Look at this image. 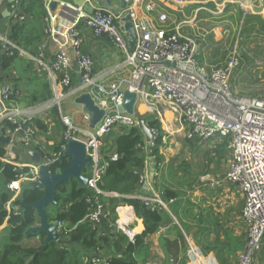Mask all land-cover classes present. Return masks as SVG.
Segmentation results:
<instances>
[{
	"label": "built area",
	"instance_id": "1",
	"mask_svg": "<svg viewBox=\"0 0 264 264\" xmlns=\"http://www.w3.org/2000/svg\"><path fill=\"white\" fill-rule=\"evenodd\" d=\"M6 1L0 0V9ZM31 1L42 4L46 11L42 23L49 41L39 44L29 53L10 37L0 36V54L14 56L18 52L39 72L43 71L49 79L54 99L34 113L5 107L13 91L4 87L0 91V124L7 121L17 125L15 131L23 133L26 141L32 142L35 134L33 123L37 117H42L54 107L59 109L65 128L64 142H82L86 146V156L93 161L88 187L94 193V198L89 199L92 209L86 220L95 228L107 217L105 198L114 195L99 187L107 166L105 162L101 165L104 160L103 148L109 143L108 138L120 131V127L139 126L138 114L146 116L156 112L161 118L156 104L162 103L188 125V140L209 142L218 137L228 138L232 159L225 180L238 187L245 196L243 218L248 224L249 237L237 264H253L264 249V98L241 97L233 92L231 80L240 67L237 53L233 51L226 64L209 71L196 56L194 39L184 36L182 32L185 25H190L188 18L174 25V22L169 23L166 13H159L157 21H154L147 14L140 15L134 7L129 9L127 12L136 34V45L131 51L120 17L100 8L89 9L91 0H86L82 6L66 0ZM24 3L25 0H13L14 8L9 17L14 23H27L31 19L23 12ZM52 3L57 4L54 12L50 9ZM154 9L148 6L146 11L150 14ZM83 27L92 32L96 39L106 37L125 56L124 62L104 73H95L92 57L81 52ZM51 44L55 46L54 52L50 51ZM165 61L176 66H163ZM124 69L130 71L129 78L121 77ZM73 76L78 81L73 82ZM126 90L136 93L138 97L134 116L119 112ZM83 94H88L101 110L108 111L94 129L90 128V118L86 113L84 121L87 125L78 126L69 112L61 111L67 100L75 101ZM149 129L152 138L151 141L146 140L143 149L147 153L156 146L160 136L159 129ZM62 149L65 152L66 145ZM58 159L59 155L53 154L45 156L40 164H29V175L10 183L8 189L20 193L22 181L35 182L41 167H50ZM118 159L116 153L111 156L112 161ZM135 198L140 199L146 207L166 208L165 202L158 196ZM10 209L11 203L8 204ZM117 214L118 230L134 243L135 236L128 227V212L119 207ZM54 224L59 232L65 229V224ZM92 260L98 261L96 258Z\"/></svg>",
	"mask_w": 264,
	"mask_h": 264
},
{
	"label": "crops",
	"instance_id": "2",
	"mask_svg": "<svg viewBox=\"0 0 264 264\" xmlns=\"http://www.w3.org/2000/svg\"><path fill=\"white\" fill-rule=\"evenodd\" d=\"M66 1L77 5L71 0ZM85 1L82 0L78 6L84 5ZM148 6L155 8L150 14L146 11ZM254 7H261L262 11L255 12L253 11ZM13 8V4L7 0L0 9V36L9 38L11 35L14 21L7 16L6 10L12 12ZM134 9L140 15H149L154 21H157L159 13H166L170 19L171 13L175 17L183 16V18L188 13L190 28L188 26L183 27V33L197 37L200 29L203 28L199 25H202L203 22H208L211 23L210 28L207 30L203 28V30L206 34L212 31L215 34V41L219 43L224 38L222 35L225 27H228L236 34L235 44H239V41L246 44L248 41L264 38V0H201L193 3L190 1L181 3L173 0H136ZM173 22L176 25L179 24L177 22H180V20L177 19V22L175 20ZM221 28H223L222 31ZM186 29H193V34L187 32ZM199 37L203 40L206 39L204 34H200ZM52 50L53 52L55 50L54 44H51L50 51ZM233 51L236 52V48ZM81 52L93 58L95 73L97 74L104 73L106 70L122 64L125 60V56L118 52L106 37L96 39L92 32L85 27H83ZM202 55L204 54L202 53ZM202 58H199V61ZM205 67L210 71L221 66ZM76 68L77 66H75V70ZM31 70L28 72L23 69L25 79L27 77L29 82H31L29 77L36 75L34 68ZM236 73L237 70L231 83H233ZM121 77L129 78L130 71L124 69ZM0 78H3L0 83V91L4 87H9L13 90L15 86L17 90H20V85L23 84L20 82L17 85L15 83L16 79L12 80L8 72L0 71ZM12 83H15L13 87ZM18 94L20 95V92ZM16 99L18 100V97ZM70 102L73 104V108L70 111L76 114L75 117L78 116L81 126H86L83 107L76 104L75 101L70 100ZM17 106V104L10 105L13 108ZM164 114L165 112L163 116ZM172 115L174 114L171 113V117H173ZM41 118L39 120L47 126L51 135L52 124H50V118L47 117V120H42ZM33 125L35 126V131H38L35 123ZM9 136L11 139L7 146L6 161L18 167L23 168L31 164L29 155L31 151L40 152L43 155V159L47 156L46 153L48 156L55 154L56 140H52L50 137L33 136L32 142H29L26 141L23 133L14 131ZM194 144L192 145L193 152L199 156L201 171L198 174L179 175L178 177L182 176V178L177 177V180L174 177L171 180V187L167 188L171 190V193L175 194V197L171 199L163 197L165 189L157 190V180L160 174L158 173L160 171L158 167L160 163H158L157 157L151 153H145L146 164L143 171L144 175L141 177L143 187L140 194L136 196H158L165 202L166 208L147 207L152 209L160 208L163 224L160 230L150 236L146 240L145 245L137 251L135 255L137 264H237L240 255L248 245V224L243 218L245 196L238 187L229 184L225 180L228 165L232 159L228 148L229 139L218 137L209 142L196 141ZM194 166L192 164L191 167ZM199 166L196 167L199 169ZM27 183V181L21 182L20 193L23 184ZM113 194L112 197L105 198L107 217L103 219L102 224L97 228L99 234L110 236L121 232L118 230L116 221L118 220L117 209L123 207L124 211L128 212L129 215V229L135 237L142 235L144 232L142 219L136 215L133 207L122 202L123 199H136L135 196ZM7 227V224L0 227V238ZM82 257L81 259L85 264H108L114 256L111 251L105 248L99 253L84 254ZM94 258L98 261L94 262L92 260ZM253 264H264V249L255 258Z\"/></svg>",
	"mask_w": 264,
	"mask_h": 264
},
{
	"label": "trees",
	"instance_id": "3",
	"mask_svg": "<svg viewBox=\"0 0 264 264\" xmlns=\"http://www.w3.org/2000/svg\"><path fill=\"white\" fill-rule=\"evenodd\" d=\"M23 12L30 16L27 23H14L10 40L18 46L31 52L45 38L42 18L46 15L44 7L37 2L25 0ZM35 53V52H33ZM16 54L7 56L0 54V71L7 72L16 63ZM32 65V64H31ZM32 67V66H31ZM29 66V69H32ZM25 72L22 70L17 84L27 82L24 78ZM45 79L48 77L45 76ZM75 82L76 77L73 76ZM3 78H0V83ZM49 81V79H48ZM44 85L47 93H35L31 96L33 104H40L41 101L52 98V91L49 82ZM29 84V83H28ZM30 87L33 85L30 83ZM19 89V88H18ZM12 95L6 101H14L18 97L17 87L12 90ZM49 99V100H50ZM48 100V101H49ZM144 118L149 128L161 129V122L157 117L140 116ZM38 131L45 132L47 126L39 119L34 121ZM17 125L4 122L0 126V227L5 224L7 236L2 238L0 247V264H85L81 258L84 254H96L107 248L113 256L108 264H137L135 255L137 251L145 245L146 240L156 234L162 224L163 217L161 210L147 208L141 200L123 199L122 202L134 208L136 215L142 219L144 232L135 237L132 243L122 232L110 236H102L99 230L86 220L87 215L92 209L89 199L94 198V193L81 186L76 180H71L68 186L62 185L58 188L56 195L57 207L52 214L49 212L52 222L65 224V229L59 232L60 242H53L44 248L45 234L26 235V232L38 224V217L32 208L24 209L23 206L39 201L43 196L41 188L33 186L31 182L23 184L21 193L13 198V193L8 189V185L18 181L21 176L29 175L28 167H18L8 163L7 146L10 143V133L17 129ZM109 143L103 148L106 172L102 176L99 187L109 193H117L125 196H136L140 194L143 182L141 177L144 175L146 164L144 147L146 139L138 126L122 127L119 132H114ZM162 138H157L156 144L160 145ZM66 143L62 140L54 149V153L59 155L57 162L49 168L52 173H57L69 167V160L64 157L62 149ZM193 148V147H192ZM141 150H143L141 152ZM157 156L158 149L152 150ZM118 154L119 159L112 161L111 156ZM48 156V154L46 153ZM90 169L85 171L89 176ZM163 191V197L171 199L174 193L167 188ZM11 203L12 209L8 210ZM114 212V210H113ZM5 230V231H6ZM88 264V263H87Z\"/></svg>",
	"mask_w": 264,
	"mask_h": 264
},
{
	"label": "rangeland",
	"instance_id": "4",
	"mask_svg": "<svg viewBox=\"0 0 264 264\" xmlns=\"http://www.w3.org/2000/svg\"><path fill=\"white\" fill-rule=\"evenodd\" d=\"M71 1L73 3L75 2L77 5H80L82 0ZM188 17V13L185 14V18H183V16L175 17L174 14L171 13V19L170 17L168 18L169 23L171 24V22H173L174 20L177 22V19L180 20V22L177 23L184 22ZM185 26H188V28H190V25ZM199 26L206 28L207 30L208 28H210L211 23L203 22L202 25ZM42 27L45 28L43 24ZM203 28L200 29L198 36H195L196 38L189 35L188 33H184V36L194 39L197 45L196 56L198 60L199 58L203 57L199 62L207 67L223 66L227 63L231 53L236 48L241 67L238 68L239 70L237 69L236 77L234 78L233 83H231L233 92L241 97H264V38H262L261 40L254 39L252 41H248L246 44L241 41H239V44H235V39L237 38L236 34L232 32V30H230L228 27H225L224 29L221 28V31L223 29L222 36L225 38V40L223 38L221 43H219L215 41V34L212 31L208 30L210 33L206 34ZM186 31L192 33L193 29H186ZM200 34L206 35V39H200ZM45 41H49L46 35L45 38L40 42V44L44 43ZM23 46L19 47L26 51ZM202 53L204 55H202ZM15 54L16 63L13 64V68L11 70L7 71L11 76V79H18L23 69H26L28 72L32 71L31 69H29V66H32L31 68H34L36 75L29 77L31 82H29L28 78L26 77L27 82H22L23 84L20 85L21 89L19 90L20 95L18 96V100L16 99L14 100V102L7 101V103H5V107H10L11 104H17L18 106L15 108L34 113L38 109L42 108V106H45L48 102L52 101L54 99V93L50 86L52 91V98L43 100L40 104H33L31 96L34 93L36 95H39V93H47L48 90L44 88V85L48 84L47 82L49 81L47 78H44L46 74L43 71L39 72L38 69L27 58H25L18 52H16ZM73 82H75V79H73ZM15 83L11 84L12 87L15 85ZM30 83L33 85V88L30 87ZM70 100L72 99L67 100L65 104L62 105L61 111L69 112L73 116L75 123L80 126L81 121H79L78 116L75 117L76 114L70 111V109L73 108V104L72 102H70ZM156 105L158 106L157 110L161 114V118H159L156 112L148 114L145 117L153 115L157 117L161 122L162 131L160 130V138H162V143L160 145L156 144V146L152 149H158L159 151L158 157H160V165L158 167L160 171L158 173L160 174L159 179L157 180V190H161L162 188L171 187V180L174 179V177L177 180V177L179 175L183 176L190 173L198 174V172L201 171V168L199 166L201 161H199V156H197L196 153L193 152L194 150L192 148V145H195L194 143H196V141H190L186 138L189 129L188 125L186 126L183 122V119H181L178 114H175L168 106L162 103H157ZM141 110L143 111V108H141ZM164 112L166 116L165 114L164 116H162ZM171 113L174 114L172 115L173 117H171ZM47 117L50 118V124H52V129H50V131L52 132L51 135L49 134V130L47 128L45 132L36 130L34 136H41V138L45 136L46 138L50 137L52 140H56L55 144L57 145L60 140H64L65 133V128L62 125L60 119L59 109L57 107H54L53 109L48 110L41 119L47 120ZM37 118L39 119L40 117ZM118 130H122V127H120ZM152 150H150L149 153H151L153 156H156L154 152L152 153ZM142 151L143 150H141V152ZM103 163L104 160H102L101 165H103ZM192 164H194L195 166L191 167ZM196 166H199V169ZM182 176L178 178H182ZM12 193L14 196L13 198L19 195V193L16 192ZM49 212L54 214L55 210H53V208H50ZM5 236H7V230L4 231L1 235L0 247L2 246L1 242L4 241L2 238H6Z\"/></svg>",
	"mask_w": 264,
	"mask_h": 264
},
{
	"label": "water",
	"instance_id": "5",
	"mask_svg": "<svg viewBox=\"0 0 264 264\" xmlns=\"http://www.w3.org/2000/svg\"><path fill=\"white\" fill-rule=\"evenodd\" d=\"M92 7L100 8L108 11L115 16H119L123 23L124 31L128 39L130 50L133 51L136 45V34L133 23L131 22L130 15L127 12L133 8L136 0H91ZM175 2H197L201 0H173ZM9 3L13 4V0H8ZM57 8L56 3L50 5L51 11H55ZM253 11L261 12L262 8L254 7ZM7 16H10V11L6 10ZM163 66L175 67V63L165 61L162 63ZM76 104L83 107L84 112L90 118V128L94 129L102 120L103 116L108 112L101 110L95 105L94 101L88 94H83L75 100ZM138 103V97L136 93H131L129 90L124 92L123 105L119 109V112L135 115ZM139 128L147 141H151V132L146 124L144 118L138 120ZM31 157V164H40L43 160V155L40 152L31 151L29 152ZM64 157L69 160V167L57 173H52L49 167H41L39 178L33 182V186L41 188L43 191L42 198L30 205L23 206L24 209L32 208L35 210L38 217V225L30 228L26 235H38L45 234L44 248H47L53 242H60L59 232L55 224L51 221L49 216V209L51 207H57L56 195L58 194V188L62 185L68 186L71 180H76L81 186L85 187L89 191L88 187L89 177L85 174L86 170H89L93 166L91 158L86 156V146L82 142L76 140H69L66 143V150Z\"/></svg>",
	"mask_w": 264,
	"mask_h": 264
},
{
	"label": "clouds",
	"instance_id": "6",
	"mask_svg": "<svg viewBox=\"0 0 264 264\" xmlns=\"http://www.w3.org/2000/svg\"><path fill=\"white\" fill-rule=\"evenodd\" d=\"M55 223V222H54ZM59 232V231H58Z\"/></svg>",
	"mask_w": 264,
	"mask_h": 264
}]
</instances>
